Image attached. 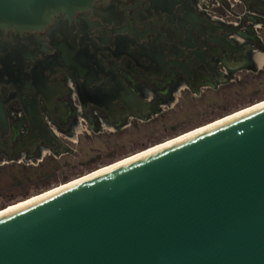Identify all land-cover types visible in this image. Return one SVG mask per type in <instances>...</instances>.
Instances as JSON below:
<instances>
[{
	"label": "water",
	"instance_id": "water-1",
	"mask_svg": "<svg viewBox=\"0 0 264 264\" xmlns=\"http://www.w3.org/2000/svg\"><path fill=\"white\" fill-rule=\"evenodd\" d=\"M94 5L0 0V34ZM0 264H264V104L0 214Z\"/></svg>",
	"mask_w": 264,
	"mask_h": 264
},
{
	"label": "flooded vegetation",
	"instance_id": "flooded-vegetation-1",
	"mask_svg": "<svg viewBox=\"0 0 264 264\" xmlns=\"http://www.w3.org/2000/svg\"><path fill=\"white\" fill-rule=\"evenodd\" d=\"M74 16L0 34L1 152L67 151L62 138L88 131L82 119L103 127L148 118L163 95L215 86L264 54V0H95ZM27 109L52 143L30 139Z\"/></svg>",
	"mask_w": 264,
	"mask_h": 264
},
{
	"label": "rangeland",
	"instance_id": "rangeland-1",
	"mask_svg": "<svg viewBox=\"0 0 264 264\" xmlns=\"http://www.w3.org/2000/svg\"><path fill=\"white\" fill-rule=\"evenodd\" d=\"M226 76L215 86L184 87L179 94L163 95L148 118L132 116L124 124L103 127L82 119L79 126L86 125L88 131L76 141L60 136L69 145L67 151L42 153V147L32 156L0 151V209L264 100V60Z\"/></svg>",
	"mask_w": 264,
	"mask_h": 264
},
{
	"label": "bare ground",
	"instance_id": "bare-ground-1",
	"mask_svg": "<svg viewBox=\"0 0 264 264\" xmlns=\"http://www.w3.org/2000/svg\"><path fill=\"white\" fill-rule=\"evenodd\" d=\"M263 60H264V59L262 58L261 61H263ZM261 61H260V62H261ZM263 104H264V100H262V101H258V102L254 103V104H252V105H249V106H247V107H244V108H242V109H239V110H237V111H234V112H232V113H230V114H227V115H225V116H223V117H220V118H218V119H216V120H213V121H211V122H209V123H207V124H204V125H201V126H198V127L194 128V129H191V130H189V131H187V132H185V133L180 134L179 136H176V137H174V138H171V139H168V140L163 141V142H161V143H158V144H155V145H153V146H150L149 148H146V149L140 150V151H138V152H135V153H133V154H131V155H128V156H126V157L120 159V160H117V161H115V162L109 163V164L104 165V166H102V167H100V168H97V169H95V170H93V171H91V172H89V173H86V174L80 176V177H77V178L72 179V180H70V181H68V182L62 183V184H60V185H57V186H55V187H53V188H51V189H49V190H46V191L41 192V193H39V194H35L34 196H31V197L26 198V199H24V200L18 201V202H16V203L9 204V205H7L6 207L0 209V214L5 213V212H7V211H9V210H12V209H14V208H16V207H19V206H21V205H24V204H26V203H28V202H31V201H33V200H36V199H38V198H40V197H43V196H45V195H48V194H50V193H52V192H55V191H57V190H59V189H62V188H64V187H67V186H69V185H71V184H74V183H76V182H79V181H81V180H83V179H86V178H88V177H91V176H93V175H95V174H98V173H100V172H103V171H105V170H107V169H110V168H112V167H114V166H117V165H119V164H122V163H124V162H126V161H129V160H131V159H134V158H136V157H138V156H141V155H143V154H146V153H148V152H150V151H153V150H155V149H158V148H160V147H162V146H165V145H167V144H169V143H172V142H174V141H177V140H179V139H181V138H184V137H186V136H189V135H191V134H193V133H196V132H198V131H201V130H203V129H205V128H208V127H210V126H213V125H215V124H217V123H220V122H222V121H224V120H227V119H229V118H232V117H234V116H236V115H239V114H241V113H244V112H246V111H248V110H251V109L256 108V107H258V106H260V105H263Z\"/></svg>",
	"mask_w": 264,
	"mask_h": 264
}]
</instances>
